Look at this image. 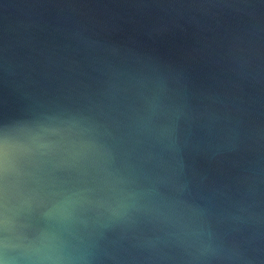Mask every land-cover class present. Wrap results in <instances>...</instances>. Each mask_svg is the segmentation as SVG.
Returning a JSON list of instances; mask_svg holds the SVG:
<instances>
[{
	"label": "water",
	"instance_id": "obj_1",
	"mask_svg": "<svg viewBox=\"0 0 264 264\" xmlns=\"http://www.w3.org/2000/svg\"><path fill=\"white\" fill-rule=\"evenodd\" d=\"M0 264H264V0H0Z\"/></svg>",
	"mask_w": 264,
	"mask_h": 264
}]
</instances>
